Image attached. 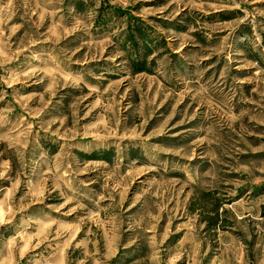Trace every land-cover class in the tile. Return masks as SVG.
Masks as SVG:
<instances>
[{
	"label": "rangeland",
	"instance_id": "obj_1",
	"mask_svg": "<svg viewBox=\"0 0 264 264\" xmlns=\"http://www.w3.org/2000/svg\"><path fill=\"white\" fill-rule=\"evenodd\" d=\"M0 264H264V0H0Z\"/></svg>",
	"mask_w": 264,
	"mask_h": 264
}]
</instances>
